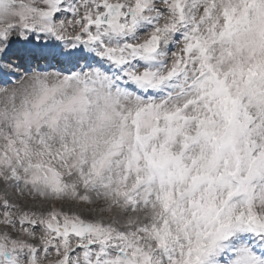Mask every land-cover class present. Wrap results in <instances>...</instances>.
Wrapping results in <instances>:
<instances>
[{"label":"snow or ice","instance_id":"1","mask_svg":"<svg viewBox=\"0 0 264 264\" xmlns=\"http://www.w3.org/2000/svg\"><path fill=\"white\" fill-rule=\"evenodd\" d=\"M0 264H264V0H0Z\"/></svg>","mask_w":264,"mask_h":264}]
</instances>
